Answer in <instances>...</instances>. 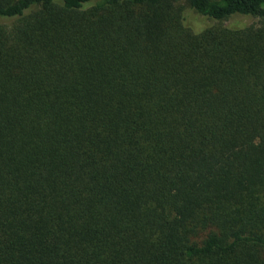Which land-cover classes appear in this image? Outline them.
Wrapping results in <instances>:
<instances>
[{"label": "trees", "instance_id": "1", "mask_svg": "<svg viewBox=\"0 0 264 264\" xmlns=\"http://www.w3.org/2000/svg\"><path fill=\"white\" fill-rule=\"evenodd\" d=\"M0 264H264V0H0Z\"/></svg>", "mask_w": 264, "mask_h": 264}, {"label": "rangeland", "instance_id": "2", "mask_svg": "<svg viewBox=\"0 0 264 264\" xmlns=\"http://www.w3.org/2000/svg\"><path fill=\"white\" fill-rule=\"evenodd\" d=\"M210 25L213 24V22H209ZM233 23H240V24H243V25H249V24H253V23H256V20L255 19H252V18H248V17H234V18H231L230 20L228 21H225L223 23H221V25L223 26H228L230 24H233Z\"/></svg>", "mask_w": 264, "mask_h": 264}]
</instances>
